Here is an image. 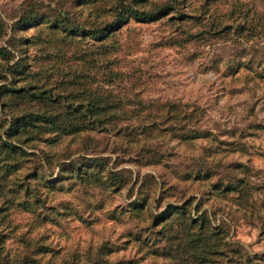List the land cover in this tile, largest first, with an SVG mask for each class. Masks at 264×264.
Segmentation results:
<instances>
[{
  "label": "trees",
  "instance_id": "1",
  "mask_svg": "<svg viewBox=\"0 0 264 264\" xmlns=\"http://www.w3.org/2000/svg\"><path fill=\"white\" fill-rule=\"evenodd\" d=\"M65 3L70 10H80L70 12ZM105 4L106 0H59V6H51L44 0H28L11 24L0 16V264H53L49 259L54 262L59 256L38 238L28 236L32 230L44 227L47 221L55 222L57 217L73 216L89 224L94 219L82 213L103 209V194L111 196L127 186L129 201L105 210L106 215L145 221L144 226H136L137 232L126 234L139 242V249L145 247L144 253L176 264H236L242 258L241 246H230L221 226L213 225L207 213L198 214L197 205L189 209V197L176 205L165 202L160 210L167 197L163 192L170 186L145 174L134 180L136 190L132 192L128 174L109 167L101 151L105 148L93 150L97 138L102 140L100 137L110 131L116 137L107 145L110 152L123 144L118 123L127 112L117 93L98 86L105 78L110 83L109 76L120 72L116 57L122 26L131 19L148 24L181 22L187 17L182 0ZM233 8L238 12L233 33L248 35L254 31L250 22L264 19V9L260 13L246 6ZM81 10L89 22L78 20ZM247 12L252 13L250 19ZM226 28L224 24L220 31ZM28 30L32 31L24 34ZM248 59L250 67L256 59ZM134 154L140 166V151ZM180 177L190 184L204 182L211 174L184 170ZM237 185L215 179L210 187L220 194L240 193ZM12 208L32 216L19 240H14L24 250L6 245L17 234L9 221ZM108 245L102 242L93 251L73 253L70 264H108L104 256L113 253L106 251ZM250 257L244 259L247 264ZM254 258L264 261V254L254 253Z\"/></svg>",
  "mask_w": 264,
  "mask_h": 264
},
{
  "label": "rangeland",
  "instance_id": "2",
  "mask_svg": "<svg viewBox=\"0 0 264 264\" xmlns=\"http://www.w3.org/2000/svg\"><path fill=\"white\" fill-rule=\"evenodd\" d=\"M27 1L0 0L1 18L11 24ZM44 1L59 6V0ZM115 1L106 0L105 6ZM182 1L187 17L181 22L144 24L131 19L122 26L118 37L121 49L116 57L120 72L116 77L109 76L110 83L105 78L98 86L117 93L127 112L118 123L123 144L110 152L107 145L116 138L110 131L100 137L102 140L97 138L92 148H105L101 151L109 167L128 174L132 192L136 190L134 180L145 174L170 186L167 193L163 192L167 197L160 210L165 202L176 205L189 197V209L197 205L198 214L207 213L213 225L221 226L230 246H241L242 258L236 264H247L244 259L248 256V264H264L252 260V254H264V19L250 22L254 31L248 35L233 33L232 28L238 17L233 6L262 13L264 0ZM67 6L65 3L70 12L80 10ZM247 14L250 19L252 13ZM78 20L91 19L81 10ZM224 24L226 30L220 31ZM13 54L17 58L16 52ZM247 56L256 59L250 67ZM236 62L241 63L235 66ZM136 150L140 151V166L134 161ZM184 170L210 173L211 178L189 184L180 177ZM215 179L237 182L242 191H212L210 184ZM127 190L128 186L111 196L102 193L103 209L82 213L94 219L89 224L73 216L57 217L28 236L38 238L40 244L56 252L58 260L51 262L50 258L48 262L53 264H70L74 262L73 253L93 251L102 242L109 244L106 251L113 250L104 256L108 264H176L144 253L145 247L139 249V242L126 235L137 232L145 221L106 215L107 210L129 201ZM9 221L16 226L17 234L6 245L24 250L14 240H19L32 222L31 213L12 208ZM62 255L68 258L60 259Z\"/></svg>",
  "mask_w": 264,
  "mask_h": 264
}]
</instances>
